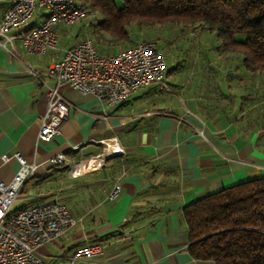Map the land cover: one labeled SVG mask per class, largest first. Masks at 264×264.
I'll list each match as a JSON object with an SVG mask.
<instances>
[{
	"label": "crops",
	"instance_id": "0c3cea01",
	"mask_svg": "<svg viewBox=\"0 0 264 264\" xmlns=\"http://www.w3.org/2000/svg\"><path fill=\"white\" fill-rule=\"evenodd\" d=\"M10 3L0 0V17ZM45 15L40 9L31 24ZM65 26H57L59 33ZM80 40L47 54L27 52L18 38L14 49L0 44V177L13 178L16 152L39 164L12 209L58 199L77 219L38 249L37 264H69L77 247L94 242L103 253L73 264H215L191 255L183 208L264 176V68L247 69L240 55L221 66L202 61L184 82L164 77L166 88L154 82L112 104L64 86L70 110L61 133L39 140L48 105L44 83L55 84L48 67ZM106 143L123 152L110 154ZM58 152L68 162L49 165ZM117 183L121 190L112 199Z\"/></svg>",
	"mask_w": 264,
	"mask_h": 264
},
{
	"label": "built area",
	"instance_id": "2783aa9c",
	"mask_svg": "<svg viewBox=\"0 0 264 264\" xmlns=\"http://www.w3.org/2000/svg\"><path fill=\"white\" fill-rule=\"evenodd\" d=\"M40 9L46 11L44 19L31 24ZM85 13L86 0H11L0 17V44L5 49H14V40L18 38L27 52L47 54L59 47L57 26L74 24ZM166 69V56L157 40H142L116 52L105 53L91 37L81 39L65 48L60 58L48 67V74L55 84L44 83L48 105L41 116L38 139L50 141L61 133V125L70 110L62 87L95 94L105 104H112L154 82L162 83L166 88ZM36 76L41 79L38 74ZM106 145L110 154L123 152L118 144ZM15 156L19 168L13 178L5 181L0 177V264H37L41 262L38 249L62 237L77 219L67 204L58 199L12 209L27 180L39 166L20 152ZM47 162L51 166L64 165L68 157L64 152H58ZM78 173L73 169V174ZM120 190L121 185L117 183L110 197L115 198ZM102 253L103 245L99 242L81 245L75 249L69 264Z\"/></svg>",
	"mask_w": 264,
	"mask_h": 264
},
{
	"label": "trees",
	"instance_id": "16d2710c",
	"mask_svg": "<svg viewBox=\"0 0 264 264\" xmlns=\"http://www.w3.org/2000/svg\"><path fill=\"white\" fill-rule=\"evenodd\" d=\"M89 3L101 14L96 23L99 33H108L112 42L127 41L133 24L198 23L217 35L222 50L240 54L247 69L264 68V0H124L121 6L115 0ZM183 214L193 257L211 259L215 264H264V176L202 196L186 205Z\"/></svg>",
	"mask_w": 264,
	"mask_h": 264
},
{
	"label": "rangeland",
	"instance_id": "374dc122",
	"mask_svg": "<svg viewBox=\"0 0 264 264\" xmlns=\"http://www.w3.org/2000/svg\"><path fill=\"white\" fill-rule=\"evenodd\" d=\"M115 1L118 6H121L123 3V0ZM100 18L101 14L92 9L89 0H86V13L84 17L74 24L65 26L64 31L60 30L59 46L61 44H69L74 39L91 37L101 52L113 53L142 40H157L166 56L167 69L171 72L170 75L167 73L165 75L168 84H171L174 80L186 81L191 70L196 65H200L202 61H204L202 64L206 67L211 63L221 66L222 64L234 61L240 55L234 51H222L220 48L221 40L217 35L198 23L194 26H182V24L173 23L155 24L153 26H138L133 24L132 33L127 41L112 42L110 41L111 36L108 33H99L96 23ZM63 34L65 37L69 34L68 38H65ZM219 50L222 53L220 52L219 54ZM226 51L231 55L228 58L224 56ZM214 69L215 67H213V71ZM213 71L211 74H214L215 71Z\"/></svg>",
	"mask_w": 264,
	"mask_h": 264
},
{
	"label": "water",
	"instance_id": "95a60500",
	"mask_svg": "<svg viewBox=\"0 0 264 264\" xmlns=\"http://www.w3.org/2000/svg\"><path fill=\"white\" fill-rule=\"evenodd\" d=\"M109 156H111V155H109Z\"/></svg>",
	"mask_w": 264,
	"mask_h": 264
},
{
	"label": "bare ground",
	"instance_id": "6f19581e",
	"mask_svg": "<svg viewBox=\"0 0 264 264\" xmlns=\"http://www.w3.org/2000/svg\"><path fill=\"white\" fill-rule=\"evenodd\" d=\"M80 171V170H79Z\"/></svg>",
	"mask_w": 264,
	"mask_h": 264
}]
</instances>
